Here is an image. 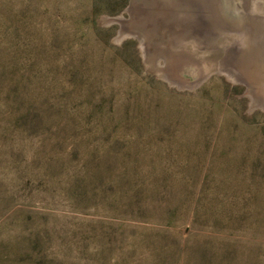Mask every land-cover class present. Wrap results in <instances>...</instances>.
<instances>
[{"label":"rangeland","instance_id":"obj_1","mask_svg":"<svg viewBox=\"0 0 264 264\" xmlns=\"http://www.w3.org/2000/svg\"><path fill=\"white\" fill-rule=\"evenodd\" d=\"M204 1L0 0L2 44L3 25L14 11L38 7L34 21L42 27L33 32L40 87L49 83L56 98L54 90L67 80L59 44L47 42V30L54 28L59 39L83 45L90 67H96L90 70V93L102 101L101 110L88 97L78 102L71 115L88 119L77 136L64 135L61 145L39 131L8 125L0 112V264H186L196 249L218 243L236 245L244 260L264 264L262 229L227 232L203 218L196 223L182 210L163 225L155 217L161 210L135 206L144 196L138 179L158 178L163 171L179 178L183 168L197 169L199 181L207 175L232 179L240 190L222 197H264V109L251 106L244 85L217 73L229 55L231 67L247 70L244 26L264 25V0L236 1L233 15L213 0L219 22ZM119 16L123 22L110 23ZM121 29L145 36V59L138 40L115 41ZM226 30L233 31L230 37ZM163 72L184 82L211 74L195 88H178ZM255 91L264 96V89ZM257 149L261 164L237 166Z\"/></svg>","mask_w":264,"mask_h":264},{"label":"trees","instance_id":"obj_2","mask_svg":"<svg viewBox=\"0 0 264 264\" xmlns=\"http://www.w3.org/2000/svg\"><path fill=\"white\" fill-rule=\"evenodd\" d=\"M37 13L38 7L20 8L14 11L13 20L3 25L2 36L6 42L0 43V112L10 120L8 125L12 122L21 126L24 133L39 131L47 135L46 141L61 145L64 135L77 136L83 130L84 120L88 119L71 115L70 111L80 105L78 102L88 97L93 101L94 110L102 109L99 96L90 93L95 91L94 83L89 82L90 74L94 73L90 70L96 67H90L92 60L86 56L80 41L59 39L58 31L52 28L47 30V42L48 45L51 40L59 44L57 51L64 55L61 67L67 80L60 82L58 91L54 90L56 98L51 97L52 91L47 90L49 83L44 88L40 87V51L37 34L33 32L42 27L34 21ZM262 156L263 153L257 149L253 159L248 155L242 156L237 166L244 164L249 168L261 164ZM112 157L116 158V155L105 156L102 163L107 164L106 160L111 161ZM183 169L179 178L170 171H163L158 178L138 179V192L144 196L136 201L135 206L161 210L155 217L163 225L173 223L177 212L182 210L191 213L196 223L203 218L212 227L227 232L243 230L246 226L264 231V197H222L220 193L240 190L232 179L229 182L223 176L221 180L214 181L207 175L199 181L197 169L186 172ZM208 192H213L214 198L207 197ZM137 217L145 219L146 216ZM237 248L236 245L219 243L209 249L202 247L194 252L195 259L191 255L187 257L186 264H252L239 255Z\"/></svg>","mask_w":264,"mask_h":264},{"label":"water","instance_id":"obj_3","mask_svg":"<svg viewBox=\"0 0 264 264\" xmlns=\"http://www.w3.org/2000/svg\"><path fill=\"white\" fill-rule=\"evenodd\" d=\"M131 9H132V6H129L126 9V12L131 13ZM123 20H124L123 17L119 16V17L111 19L110 23L123 22ZM248 26L251 28L250 25H248ZM244 27L246 28L245 36H247L249 28H247V26H244ZM258 31H259L258 35H260V36H259L258 42L256 43V45H254V47L260 46V51H262V49L264 48V25L260 26ZM249 34H250V31H249ZM127 37H132V38L138 40L139 49L141 51L142 57L145 59L148 56V52H149V47H148L149 42L145 38V36L139 32L121 29L119 31L118 35L116 36L115 41L120 42ZM246 40H247V38H246ZM246 40L244 41L245 43H246ZM229 56H228L226 68L223 69L221 67L220 70H217V73L225 74L227 77L231 78L236 83L244 85L246 87V93L245 94L251 98V106L254 108L258 107V108L264 109V96H262V97L258 96V94L255 91V89H257V88L264 89V81H261V80H264L263 77L257 76V74H256L257 68L256 69L254 68V69L249 71L248 66H247V70H245L244 72H242L238 69L235 71H232L233 69L231 70V68H234V66L231 67L230 61L232 58H231V56L230 57ZM260 60L261 59L259 57V63H261ZM245 61L247 63V60H245ZM234 72H236V73H234ZM248 72L251 73V75ZM210 74H211V72H205L203 74V76L201 75L197 80L192 81V82L180 81V80L176 79L175 77H173L172 73L169 74V73L163 72L160 75L163 79L168 81V83H170L171 85H174L178 88H195V87L201 85L209 77ZM250 76H254V78H256V80H258L259 83L257 84L255 81L251 80L252 77H250Z\"/></svg>","mask_w":264,"mask_h":264},{"label":"bare ground","instance_id":"obj_4","mask_svg":"<svg viewBox=\"0 0 264 264\" xmlns=\"http://www.w3.org/2000/svg\"><path fill=\"white\" fill-rule=\"evenodd\" d=\"M213 0H206V4H205V8H206V10L208 11H210L212 14H211V16H212V19L215 21V22H219V21H221L219 18H218V14H216V13H214L215 11H213L212 10V5H213V2H212ZM236 1H240V0H234V1H229V0H218V2H219V4H220V6H221V11L222 12H224L225 11V13H229V14H232L233 15V13L235 12V11H237V8H238V6H236L235 4V2ZM211 6V7H210ZM196 8V7H195ZM217 12V11H216ZM242 13V12H241ZM244 13V12H243ZM225 16V15H224ZM237 16V15H236ZM226 17V16H225ZM229 17V16H228ZM243 18V17H242ZM230 19H232L231 17H230ZM223 22V21H222ZM227 23V22H226ZM225 24V23H224ZM253 25H254V23H252ZM251 24V25H252ZM221 25H222V23H221ZM241 24H238L237 26L238 27H242V26H240ZM260 25V24H259ZM263 25V24H262ZM220 26V25H219ZM247 26V28H249V30H248V33H247V36H243V37H245L244 38V40L243 41H245L246 40V38H247V40H246V43L248 44H245L246 46H247V55H246V60H247V66H248V69H249V71L250 70H252V69H256L257 68V71H256V74H257V76L258 77H263V79H264V48L262 49V51H260V46H258V47H254V45H256V43L258 42V39H259V36L260 35H258V33H259V31H258V29H256L257 27H254V26H251V28L248 26V25H246ZM258 26V25H257ZM221 27V26H220ZM224 27V26H223ZM233 27V26H232ZM198 28V27H197ZM196 28V29H197ZM228 28H231V26L227 23L226 24V29L228 30ZM220 29V28H219ZM225 30V29H224ZM225 31V32H229L228 33V35H229V37H230V34L231 33H233V31L232 32H230V31ZM198 31H200L199 29H198ZM234 31H235V28H234ZM249 31H250V34H249ZM225 35H226V33H224ZM243 34V33H242ZM242 34L240 35V36H242ZM256 34V35H255ZM227 36V35H226ZM226 36H225V38H226ZM229 39V38H228ZM231 40V39H230ZM229 42V41H228ZM240 44V43H239ZM233 46V45H232ZM235 46V45H234ZM216 48V47H215ZM246 48V47H245ZM234 49V48H233ZM235 50V49H234ZM233 51V50H232ZM238 52V51H237ZM227 54V53H226ZM234 54V53H233ZM236 54V53H235ZM240 55V54H239ZM245 56V55H244ZM259 57H260V61H261V63H259ZM224 60V59H223ZM227 61H228V59H227ZM227 61H224L223 63H225V64H227ZM253 66V67H252ZM233 69V70H232ZM231 70L232 71H235V70H237V69H235V67L234 68H231ZM246 70V69H245ZM234 73H236V72H234ZM251 75V74H250ZM253 77V76H252ZM261 80V79H260ZM261 81H264V80H261Z\"/></svg>","mask_w":264,"mask_h":264}]
</instances>
